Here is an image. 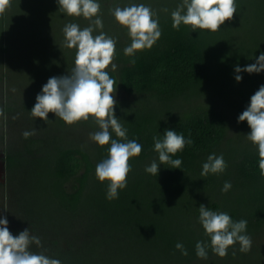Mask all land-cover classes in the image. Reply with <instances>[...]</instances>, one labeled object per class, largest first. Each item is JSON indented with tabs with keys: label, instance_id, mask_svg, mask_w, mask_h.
Instances as JSON below:
<instances>
[{
	"label": "trees",
	"instance_id": "trees-1",
	"mask_svg": "<svg viewBox=\"0 0 264 264\" xmlns=\"http://www.w3.org/2000/svg\"><path fill=\"white\" fill-rule=\"evenodd\" d=\"M98 2L102 31L117 38L114 60L119 67L106 71L115 80L116 89L120 87L135 97L117 102L114 113L127 129V140H136L142 151L130 158L127 187L118 190V198L108 200L109 182H100L95 169L107 158L111 142L89 148L58 140L43 149V140H29L34 149L27 146V154L42 153L43 170L41 174L37 171L31 188L35 201L47 214L44 223L60 231L81 220L96 232L80 251L60 248L62 256L55 259L61 264H196L203 259L197 257L195 246L203 241L209 245V261L201 263L219 264L213 257L222 264H264V247L242 253L239 243L229 247L225 257H219L199 221L203 204L229 214L233 221L246 220V234L250 236L264 228V177L259 169L258 146L247 139L251 131L247 121L238 122L251 96L264 85V72H241L242 80H235L237 66L256 63L264 52V0H236L237 12L215 32L193 31L184 24L174 29L171 12L182 0ZM131 4L150 6L158 15L161 30L152 48L138 51L134 57L125 56L131 39L110 11ZM164 8L168 12L162 11ZM3 41L0 29V43ZM10 49L7 44V52ZM74 60L75 54L66 55L59 67L52 65V76L71 73ZM57 120L65 123L59 117ZM78 123L98 126L92 117ZM233 127L237 134L230 137ZM165 130L183 134L185 139L190 134L194 143L171 157L182 160L181 169L160 164L158 174L152 175L145 168L154 160L160 163L153 137L162 140ZM109 131L112 139L126 142ZM211 154L223 155L227 167L223 173L202 177V165ZM20 155L7 156L10 170L27 158ZM226 181L232 187L225 193L221 189ZM177 243L184 245L187 256L176 249Z\"/></svg>",
	"mask_w": 264,
	"mask_h": 264
},
{
	"label": "clouds",
	"instance_id": "clouds-1",
	"mask_svg": "<svg viewBox=\"0 0 264 264\" xmlns=\"http://www.w3.org/2000/svg\"><path fill=\"white\" fill-rule=\"evenodd\" d=\"M59 10L70 17H84L89 20V26L81 29L76 23H68L63 28L65 47L76 49L74 68L71 73L63 76H53L43 85L42 92L37 94L36 103L31 115L41 118L46 123L48 114L54 113L68 125L87 121L94 118L99 131L89 133V139L99 146L110 143L108 156L96 165L95 175L100 182L108 181L106 198H118V190L127 187V177L132 171L130 158L137 157L142 151V145L136 140H127V129L115 116L116 100L115 80L110 77L106 69L111 65L113 71L116 65L113 62L116 54L117 38L108 36L102 31L104 25L100 18L101 5L98 0H58ZM11 6V0H0V15ZM116 22L128 30L131 39L125 47L124 54L134 57L135 53L144 49H151L161 37L158 15L145 4H131L126 7L116 6L110 10ZM168 12L167 8L162 9ZM237 12L236 0H182L176 9L171 12L172 27L179 30L181 24L196 29L220 30L221 25L231 20ZM95 17V19H93ZM97 30L99 34L93 35ZM133 64L135 60L131 61ZM235 80L240 82L241 72H264V52H261L256 63L241 68H235ZM2 115V112H0ZM247 121L251 131L247 139L258 146L259 169L264 177V85L250 98V105L238 117V122ZM126 142L112 139L109 130ZM37 129L26 130L22 136L27 139L35 135ZM154 150L159 154V162L155 160L145 168V171L157 175L160 164H169L170 168L181 169V159H172L177 152L182 151L185 145H192L190 138L185 139L183 134L173 130H165L163 139L153 137ZM227 164L223 155L211 154L207 162L202 165L201 176L209 173H223ZM232 185L226 181L221 189L228 192ZM199 221L210 237V246L216 255L225 257L229 247L239 243V251L247 253L252 248V238L246 234L247 221H233L225 212H215L205 205L199 207ZM42 248L41 239L32 235L29 228L21 231L17 236L9 231L7 218H0V264H61L59 259L49 257L44 251L32 252L31 245ZM196 255L201 259L208 258L207 248L203 241L196 243ZM176 249L187 256L188 251L181 243ZM235 255V251H233Z\"/></svg>",
	"mask_w": 264,
	"mask_h": 264
},
{
	"label": "rangeland",
	"instance_id": "rangeland-1",
	"mask_svg": "<svg viewBox=\"0 0 264 264\" xmlns=\"http://www.w3.org/2000/svg\"><path fill=\"white\" fill-rule=\"evenodd\" d=\"M58 0H11V6L0 15V29L4 41L0 43V218H7L9 231L17 236L29 228L32 235L41 239L42 248L31 245L32 252L44 251L52 258L62 256L58 251H80L96 232L81 220L72 221L60 231L51 229L44 218L47 214L33 197L31 188L37 171L43 170L42 153L26 152L33 148L31 139H41L43 149L61 140L65 144H80L92 148L96 143L89 139V133L99 131L92 125L75 123L68 125L57 122V117L48 114V122L35 118L30 111L36 103V96L52 76V65H58L66 55L76 54V49L65 47L63 28L76 23L81 29L89 26L84 17H70L59 10ZM236 25H241L238 22ZM97 33H93V35ZM118 69L119 63L113 62ZM107 69H112L111 65ZM72 71V70H71ZM116 102L131 101L135 97L120 87L114 92ZM37 129L35 135L25 139L22 133ZM99 129V130H98ZM233 127L229 136H235ZM46 142V143H45ZM36 150V149H35ZM38 150V149H37ZM27 156L19 167L10 170L7 156ZM44 155V154H43ZM37 189V185L35 186ZM37 191V190H36ZM52 216V215H50ZM44 223V224H43ZM252 247H264V228L251 236ZM61 253V252H60ZM219 264L222 260L213 258ZM209 261L203 259L201 262ZM196 264H204V263ZM78 264V263H77Z\"/></svg>",
	"mask_w": 264,
	"mask_h": 264
}]
</instances>
